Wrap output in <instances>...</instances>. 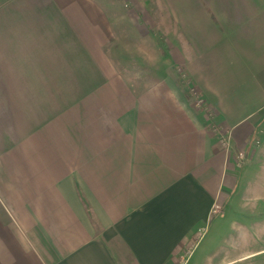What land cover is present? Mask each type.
I'll list each match as a JSON object with an SVG mask.
<instances>
[{
	"label": "crops",
	"instance_id": "1",
	"mask_svg": "<svg viewBox=\"0 0 264 264\" xmlns=\"http://www.w3.org/2000/svg\"><path fill=\"white\" fill-rule=\"evenodd\" d=\"M201 245L264 264V0H0V264Z\"/></svg>",
	"mask_w": 264,
	"mask_h": 264
},
{
	"label": "rangeland",
	"instance_id": "2",
	"mask_svg": "<svg viewBox=\"0 0 264 264\" xmlns=\"http://www.w3.org/2000/svg\"><path fill=\"white\" fill-rule=\"evenodd\" d=\"M203 248V245L199 247V249L196 251V253L193 256H188L185 264H209L211 261H217L219 258L223 257L225 259L226 257L229 258H235L236 256H200L201 249ZM123 264H128V258L127 256H118ZM186 258V256H178V262L183 261ZM236 263V262H234ZM180 264V263H178ZM245 264H252V262L247 261Z\"/></svg>",
	"mask_w": 264,
	"mask_h": 264
},
{
	"label": "built area",
	"instance_id": "3",
	"mask_svg": "<svg viewBox=\"0 0 264 264\" xmlns=\"http://www.w3.org/2000/svg\"><path fill=\"white\" fill-rule=\"evenodd\" d=\"M192 96L194 98V102H195L196 107H198V108L201 107L203 104V101L200 98V96L197 94L196 91L192 90ZM237 155H238V158L240 161L244 158L242 153H238ZM217 211H218V206L216 205V206H214L212 212H217Z\"/></svg>",
	"mask_w": 264,
	"mask_h": 264
}]
</instances>
